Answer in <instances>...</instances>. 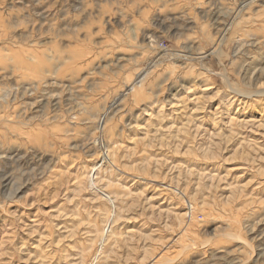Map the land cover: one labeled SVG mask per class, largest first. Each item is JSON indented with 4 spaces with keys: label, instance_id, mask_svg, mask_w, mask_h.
Segmentation results:
<instances>
[{
    "label": "rangeland",
    "instance_id": "1",
    "mask_svg": "<svg viewBox=\"0 0 264 264\" xmlns=\"http://www.w3.org/2000/svg\"><path fill=\"white\" fill-rule=\"evenodd\" d=\"M0 122V264H264V0H0Z\"/></svg>",
    "mask_w": 264,
    "mask_h": 264
},
{
    "label": "bare ground",
    "instance_id": "2",
    "mask_svg": "<svg viewBox=\"0 0 264 264\" xmlns=\"http://www.w3.org/2000/svg\"><path fill=\"white\" fill-rule=\"evenodd\" d=\"M249 2V1H248ZM245 3V2H244ZM247 4V3H245ZM243 4V5H245ZM238 5V4H237ZM248 5V4H247ZM240 8V7H239ZM244 8V7H243ZM242 8V10H243ZM238 9V8H237ZM231 11V10H230ZM229 11V12H230ZM232 12V11H231ZM239 13V11L237 12V14ZM238 23V21H237ZM233 24V21H232ZM231 24V25H232ZM236 24V23H235ZM228 25V24H227ZM230 25V26H231ZM228 27V26H227ZM225 28V27H224ZM223 29V28H221ZM230 29V28H229ZM226 31V29H225ZM223 32V31H222ZM219 33V32H218ZM146 29L142 30V35H141V40L144 41V39L146 38ZM244 35V34H243ZM208 42H210L212 47H215L217 45V43L219 42V38H220V34H218V37L214 38L212 37L210 34L206 33ZM237 37V36H236ZM30 52L32 50H29ZM28 51V52H29ZM60 54V53H59ZM35 55V54H34ZM33 54L28 56V58L25 59H20L18 57H16V60L14 61V63L11 65V71H13L14 75H17L19 78L17 80V82H23L22 84H29L30 81L32 80H22L23 78H26L28 76V71H36L38 76H41L40 79L46 77V72H52L50 71V68H54V65H56L59 62L63 61V57L59 56V55H50V54H45L47 57V62L45 60H36L34 58H36V56H38V54L36 56H34ZM39 57V56H38ZM37 57V58H38ZM42 58V57H41ZM39 59V58H38ZM56 60L57 62L55 63H51L48 60ZM33 60H36V62H33ZM150 65H148L147 67L145 66V68H143L142 70L136 72V76L128 79L125 83V89L114 96L113 100H111V102H107V103H103V105H101V110H95L93 106H91V103H85V102H76V104L72 107V109L68 112L67 115V121L70 124V126L75 127L77 125L80 126V124L86 126L88 129H90L91 131H95V136L94 139L97 140L98 142H102L101 139V133H104V131L106 130V124H107V120L109 119V116L111 114V110L113 108H115L118 103L120 104L123 100L126 99L127 94L130 92L131 95L137 94V92L139 90H141L144 86V84L147 82V80L151 77V71L149 70ZM259 70V69H258ZM260 72V71H259ZM33 73V72H32ZM31 73V74H32ZM253 73V72H252ZM262 73V72H261ZM261 73H258L256 76H254V80H258L260 79ZM30 78V77H29ZM243 78V77H242ZM250 79H252V76L250 77ZM27 81V82H26ZM26 82V83H24ZM254 82V81H253ZM248 86V85H247ZM250 86V85H249ZM245 96H248L249 93H242ZM259 94V93H258ZM2 122H0V125ZM51 130V129H50ZM70 130H73L69 128H67L65 131L66 133ZM58 131V130H57ZM51 133V132H50ZM72 133V132H71ZM3 134V133H2ZM2 134H0V136H3ZM13 134V133H11ZM73 134V133H72ZM105 134V133H104ZM19 135V134H18ZM22 135V134H21ZM97 135V136H96ZM46 139L45 140V145L47 144V146H49V144L51 143L49 141L50 139V135H45ZM24 137V136H23ZM42 137V136H41ZM26 139H29L26 138ZM92 141V140H91ZM96 141V142H97ZM2 142V141H0ZM89 142V141H88ZM91 143V142H90ZM2 144V143H0ZM6 144V143H5ZM89 144V143H88ZM102 144V143H101ZM3 145V144H2ZM72 145V144H71ZM74 145V144H73ZM78 145V144H77ZM83 145V143H82ZM85 145V144H84ZM73 148V146H71ZM77 148V147H75ZM74 148V149H75ZM97 165V164H96ZM95 168V167H94ZM93 184V182L91 181V185ZM2 185V184H1ZM96 185V184H95ZM6 186V185H4ZM10 186V185H9ZM3 187V186H2ZM10 189V188H9ZM5 190V189H3ZM17 190V189H15ZM15 190H12V194L15 195L16 192ZM2 191V190H1ZM10 195V193L8 194ZM102 195L106 198L109 199L110 201V196L107 193H102ZM5 196V195H4ZM1 197V196H0ZM12 197V196H11ZM10 197V198H11ZM14 197V196H13ZM2 198H3V194H2ZM256 231V230H255ZM253 230V232H255ZM100 234V233H99ZM102 236V235H101ZM98 239V238H97ZM96 239V240H97ZM95 240V241H96ZM100 243V242H98ZM102 244V243H101ZM250 246V245H248ZM153 258V257H152Z\"/></svg>",
    "mask_w": 264,
    "mask_h": 264
}]
</instances>
